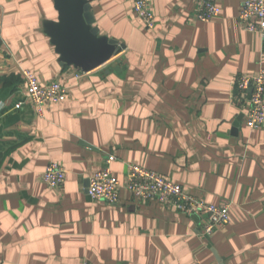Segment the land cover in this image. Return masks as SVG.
Returning <instances> with one entry per match:
<instances>
[{
	"label": "crops",
	"instance_id": "obj_1",
	"mask_svg": "<svg viewBox=\"0 0 264 264\" xmlns=\"http://www.w3.org/2000/svg\"><path fill=\"white\" fill-rule=\"evenodd\" d=\"M90 1L126 46L80 78L44 33L54 0H0V264H264V128L246 126L235 97L240 75L264 70V38L240 22L244 0H218L207 22L200 0H152V29L134 0ZM22 68L61 81L65 100L39 114ZM110 155L116 204L87 191ZM52 162L67 171L57 188L42 180ZM129 163L229 204L230 223L206 235L198 215L136 201Z\"/></svg>",
	"mask_w": 264,
	"mask_h": 264
},
{
	"label": "built area",
	"instance_id": "obj_2",
	"mask_svg": "<svg viewBox=\"0 0 264 264\" xmlns=\"http://www.w3.org/2000/svg\"><path fill=\"white\" fill-rule=\"evenodd\" d=\"M152 0H134V11L150 29L155 27V17L151 8ZM221 13L218 0H200V8L196 18L201 21H211ZM240 22L250 32L260 33L264 38V0H244L239 15ZM26 87L27 97L31 100L39 114L43 115L48 104H58L65 100L68 87L61 81L42 83L29 69H21ZM86 73L78 70V77ZM236 99L247 104L245 113L246 126L251 130L264 128V70L257 75H240L236 81ZM250 89L251 92H250ZM21 102L14 108H20ZM5 108L0 103V112ZM116 159L110 155L105 165L89 178L87 188L92 199L116 204L119 201V191L122 187L115 176L111 164ZM67 171L57 162L50 163L42 175V180L51 188L63 185ZM126 189L138 202L155 200L175 209L198 215L202 218V228L206 235L230 223V205H215L187 192L184 187L157 172L138 164H128ZM89 264V263H85Z\"/></svg>",
	"mask_w": 264,
	"mask_h": 264
},
{
	"label": "water",
	"instance_id": "obj_3",
	"mask_svg": "<svg viewBox=\"0 0 264 264\" xmlns=\"http://www.w3.org/2000/svg\"><path fill=\"white\" fill-rule=\"evenodd\" d=\"M54 6L58 18L45 20L43 29L62 66L89 73L107 65L125 48L124 43L102 34L95 25L90 0H54ZM243 117L237 119V127Z\"/></svg>",
	"mask_w": 264,
	"mask_h": 264
}]
</instances>
